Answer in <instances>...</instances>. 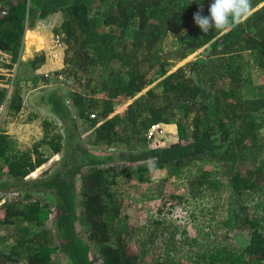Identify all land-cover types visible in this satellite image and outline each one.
Segmentation results:
<instances>
[{
    "label": "trees",
    "instance_id": "trees-1",
    "mask_svg": "<svg viewBox=\"0 0 264 264\" xmlns=\"http://www.w3.org/2000/svg\"><path fill=\"white\" fill-rule=\"evenodd\" d=\"M212 3L0 0V57L12 61L20 58L27 30L61 16L54 32L66 49L57 74L68 86L33 99L55 121L43 120V136L31 149L20 150L0 131V264H57L59 253L67 264H187L184 258L264 264V0H250L251 14L240 23L204 33L191 22L201 9L209 16ZM207 44L198 58L172 71ZM45 60V51L37 52L26 64L35 71ZM53 77L44 84L60 80ZM13 86L0 85V109L6 105L14 115L24 106L17 76ZM155 122L176 124L178 141L150 148L146 133ZM52 155L56 162L30 177ZM200 161L220 167H200L196 185L204 191L228 185L234 213L213 238L182 239L180 258L166 247V254L146 261L135 242L138 228L122 216L117 178L132 174L146 183L153 169L182 174ZM154 222L139 228L147 237L143 246L164 236ZM233 230L248 236L235 245Z\"/></svg>",
    "mask_w": 264,
    "mask_h": 264
},
{
    "label": "rangeland",
    "instance_id": "rangeland-1",
    "mask_svg": "<svg viewBox=\"0 0 264 264\" xmlns=\"http://www.w3.org/2000/svg\"><path fill=\"white\" fill-rule=\"evenodd\" d=\"M60 23L61 16L56 14L52 15L50 20L40 22L33 31L28 30L24 37L20 58L17 61H12V57L9 55L0 57V76L4 77V79H0V85L8 87L9 91L13 90V80L17 76L20 80L24 98V106L17 114H9L6 105L1 107L0 131L4 130L9 133L17 141V147L20 150L31 149L33 144L42 138V123L44 119L55 121L54 116L43 108V104L41 106L34 105V100L37 99L36 96L40 92L49 91L51 88H58L61 92L68 89L64 79L57 74L64 67L66 45L64 44L59 50L56 49V51L51 50L50 47L55 35H57L54 32V28L59 26ZM191 24L196 25L195 22H191ZM208 45L198 49L185 60L177 62L172 67V71L186 62L198 58L199 55L203 54L204 48ZM44 51L46 53L45 63L33 71L32 67L26 64V62L33 58L37 52ZM51 51L57 52L58 55L53 56L52 53L50 54ZM46 72L50 74L48 77L54 78L53 75H57L60 80L54 84H44V80L47 77L45 75ZM259 78H257L256 82L262 83L263 78ZM46 98L49 99V97ZM125 107L126 104L119 106L117 112L124 111ZM165 127L167 132L163 136L165 140L164 145L177 142V129L173 132L167 124ZM89 131L91 130L85 132L84 137L89 134ZM123 145L121 144L120 147ZM42 150L49 154L46 146H43ZM57 159L58 155H52L50 160L33 172L30 177L40 176L42 171L51 167ZM200 167L218 170L220 164L214 161L205 163L200 161L198 166L195 165L191 170H187L182 174L171 173L167 168L153 169L151 180L146 183L138 182L132 174H125L117 178V190L123 202L122 216L126 217V222L130 228H138L137 232L139 235L135 239L138 247L134 244L132 248H140L142 250L140 255L146 261L159 252L164 251V254H166L167 251L165 252L164 250L166 247L171 248L168 249L170 250L168 253L180 258L182 252L179 250L178 244H181L182 239L199 238L201 235H209L213 238L217 228L218 232L225 229L224 221L228 218L229 214L234 213L230 187L225 185L220 190L214 191L199 189L196 181H194V177ZM156 221H162L166 225L172 224V226L165 229L162 225L156 224ZM150 222H154L153 227H159V232L165 231V233L164 236L158 237L153 246L149 243L143 246L144 241L147 242V237L146 233H144V228L142 231L139 228L144 227ZM80 228L78 224V229ZM247 236L248 232L246 231L233 230L231 232V242L238 245ZM169 242H173V246L177 248L173 253L174 247ZM6 246H9V244ZM93 249L97 252L94 246ZM144 249L148 253L143 255ZM184 260H186L187 264H191V260L187 258H184ZM67 262V258L59 253L57 264H67ZM97 264H101V262L99 261Z\"/></svg>",
    "mask_w": 264,
    "mask_h": 264
},
{
    "label": "clouds",
    "instance_id": "clouds-1",
    "mask_svg": "<svg viewBox=\"0 0 264 264\" xmlns=\"http://www.w3.org/2000/svg\"><path fill=\"white\" fill-rule=\"evenodd\" d=\"M209 13V16L202 15V9L194 13V22L204 33L222 30L247 19L251 14V3L250 0H213Z\"/></svg>",
    "mask_w": 264,
    "mask_h": 264
},
{
    "label": "built area",
    "instance_id": "built-area-1",
    "mask_svg": "<svg viewBox=\"0 0 264 264\" xmlns=\"http://www.w3.org/2000/svg\"><path fill=\"white\" fill-rule=\"evenodd\" d=\"M51 43H52V45L50 46L51 50H55V51H56V49L59 50L60 47H62L64 45L63 41L61 40V38L58 34L55 35V38L53 39V41ZM55 51H51L50 54L52 53L53 56H57L58 53ZM45 75L48 77L50 74H49V72H46ZM60 77H62V76L60 75ZM91 117L95 118L96 113H92ZM165 126H166V123H164V122H155V123L150 125V127L148 128L147 133H146L148 145L150 148H157L160 146H166V145H164L165 140L163 138V136L167 132Z\"/></svg>",
    "mask_w": 264,
    "mask_h": 264
},
{
    "label": "crops",
    "instance_id": "crops-1",
    "mask_svg": "<svg viewBox=\"0 0 264 264\" xmlns=\"http://www.w3.org/2000/svg\"><path fill=\"white\" fill-rule=\"evenodd\" d=\"M32 31H33V29H32ZM48 66V65H47ZM168 126H169V128H170V130H172L173 132L177 129V126H176V124H174V123H170V124H167ZM90 132V131H89Z\"/></svg>",
    "mask_w": 264,
    "mask_h": 264
}]
</instances>
